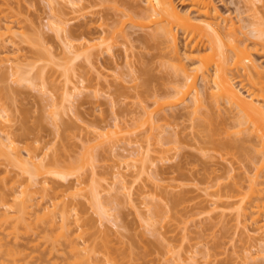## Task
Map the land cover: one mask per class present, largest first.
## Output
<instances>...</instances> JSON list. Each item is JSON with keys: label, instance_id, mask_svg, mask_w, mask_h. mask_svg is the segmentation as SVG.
I'll use <instances>...</instances> for the list:
<instances>
[{"label": "rangeland", "instance_id": "obj_1", "mask_svg": "<svg viewBox=\"0 0 264 264\" xmlns=\"http://www.w3.org/2000/svg\"><path fill=\"white\" fill-rule=\"evenodd\" d=\"M69 1L0 0V16L4 18L0 23L9 20L12 30L21 32L15 34L17 43L6 44V54L20 59L12 58L9 63L0 60V110L10 120V133L23 157L29 147L37 161L44 159L41 162L46 170L57 169L65 175L58 178L45 173L35 196L39 198L45 190L43 204L55 201L60 208H69L71 239L78 242L82 255L92 264H177L167 261L166 247H171L175 256L193 250L196 263L190 260L192 264L210 260L251 264L242 251L250 241L243 222L238 224L234 219L239 201L231 190L234 180L253 175L251 155L243 149L251 143L242 138L232 114L224 108L220 112L209 108L208 97L205 108L195 117L191 96L179 101L183 94L180 75L169 58L158 55L153 42L144 40L150 29L127 25L126 36L119 37L111 51L92 60L83 54L72 55L69 43L74 48L85 41L97 45L101 36L96 30L83 35L76 31L64 39L56 35L52 8L65 11ZM73 1L91 6L83 11L84 16L75 13L79 16L67 28L87 21L95 29L100 21L88 19L93 11L95 16L101 11L112 18L113 6L130 9L117 0ZM214 1L224 15L241 19L250 41L261 37L254 29L258 24H254L253 8L257 7L251 9L250 0ZM256 5L263 22L264 2ZM188 7L179 5L182 10ZM106 21L111 23L112 19ZM262 26L264 29V23ZM253 53L255 61L264 66V50ZM205 113L212 119L207 121ZM198 117H204V122ZM149 118L154 121L153 128ZM224 140H231L232 146H223L220 142ZM145 156L149 161L142 172ZM119 170L125 174L121 177L124 183L113 176ZM17 173L16 167L0 158V199H7L9 205L10 192L19 185L14 183ZM19 181L27 184L23 177ZM96 187L109 210L102 219L92 202ZM218 188L234 195L231 204L215 194ZM243 191L248 193L245 180ZM154 207L159 208V218L151 212ZM35 210L29 215V231L18 227L15 239L4 235L13 231L15 213L6 216L0 203L3 242L10 240V245L22 252L25 258L21 264H79L67 241L56 239L58 226L52 234L57 244L51 250L52 240L43 237L48 226L36 219ZM57 221L59 225V217ZM259 224L264 225V219ZM263 232L264 226L250 235L258 237ZM3 258L4 253H0V260Z\"/></svg>", "mask_w": 264, "mask_h": 264}, {"label": "bare ground", "instance_id": "obj_2", "mask_svg": "<svg viewBox=\"0 0 264 264\" xmlns=\"http://www.w3.org/2000/svg\"><path fill=\"white\" fill-rule=\"evenodd\" d=\"M82 1L84 0H79L78 2ZM131 1L117 0L116 2H120L121 4L123 2V7L127 6V8L130 7V9L126 11L123 10V8L121 10L117 6H113L112 8L113 10L115 9V12L113 16H111L112 18H109L108 14H102L103 12L100 14L101 11L98 12V16H95V11H93V15H90L88 19L94 22L100 21L95 29L91 27V24L89 25L87 21L67 28L68 25L71 24L70 21L76 19L81 12L82 16H84L83 11L89 8V4H78L71 0L65 7V11L53 7V25L56 35L64 39L68 38L76 31H80V34L83 35V33H91L96 30V33H99L101 36L100 44H89L87 41H85L87 43H82L85 39L81 42V45L79 44V46L75 48V45L70 43L69 45L67 44L69 48L76 49L73 51V49L70 48L72 50L71 53H73L72 55L75 57H79L83 54L85 58L87 57L92 60L94 57L101 56L104 52L107 53L111 51L114 47V42L117 41L119 37L126 36L127 25L140 28L142 31L150 29V32L144 37V40L147 41L146 43L153 42L155 49H159L158 55L160 53L163 54L162 56L159 55L160 57L165 56L169 58L172 61L171 66L175 69L176 73L180 75L183 94L179 101H185L187 97L190 98L191 96L190 103L192 104L190 105L194 106L192 112L195 117L199 115L197 113L200 112L202 108H205L204 105L207 103L206 99L208 97L211 99L208 103L209 108L218 112L223 111L222 109L224 108V111L226 110L232 114L235 123L240 127L239 133L243 134L242 138L251 143L248 147L245 146L243 149L245 153L251 155L249 156V169L253 171V175L250 176L245 174L242 178H237L231 183V190L236 192L235 199L239 201L237 205V215L234 219L238 224L243 222L242 224L247 230L246 238L250 241L249 245L244 247L242 251L248 255L249 259L252 261L251 264H264V232L258 237L250 235V232L259 231V229L264 226L259 224V222L264 219V66L258 64L256 62L257 60L255 61V58H253L254 51L258 52L259 50H264V42H260V39L264 36V29L262 28L264 21H261L262 14L256 5V2L263 3L264 0H250L254 5H251V9L253 7L258 8H253V10H255L253 11L255 13V15H253L255 16L254 21L257 20L254 24H258L254 29L257 31V35L261 36L255 37L257 41L254 40V42L250 41L247 36L248 33L246 34V30L244 31L245 27L240 24L241 19L238 21L228 14L224 15V13L219 10L214 0H140L142 3H145V6L144 4L142 5L139 0ZM177 3H179V5H188L189 7L187 10H182ZM136 5H138L140 9H137L138 6ZM89 6H91V4ZM75 13H79V15H75ZM69 15L74 16L68 17ZM259 15H261V17ZM257 17L260 19L258 20ZM3 19V16H0V21ZM109 19H112L111 23L106 21ZM13 28V24L11 21L9 23V20L5 22V24L0 23L1 62L9 63L13 58L6 54L8 49L6 48V44L7 41L8 43H17L14 39L15 34L18 35L21 33L16 28L12 30ZM16 30L18 32H16ZM254 34L256 33H253V36H255ZM205 51L210 52L208 53ZM126 57L128 58V55H126ZM14 58L16 60L20 59L18 56ZM128 63L129 61L127 60V64ZM9 67L11 68L12 65H9ZM15 73L18 74V71ZM18 77L20 78V76ZM241 86L244 88L241 89ZM72 88L75 90L76 87L74 88L73 86ZM72 90L71 92H73ZM53 105L55 106V103H53ZM160 107L161 105H158L157 109H160ZM205 114L203 115L204 117ZM204 117L198 118H201L203 122L205 118L206 120L208 119L207 121L212 119L211 115L206 114V117ZM9 121L7 115H3L0 110V158L2 157L5 161L18 169V178L14 180V183H19V185L13 187L10 192L12 205L8 204L7 199H0V203L5 208L6 216L13 211L15 213L12 221L13 225L11 227L13 231L5 234L0 232V253H4V258L0 260V264H21L23 261L22 259L25 258L24 256L22 257V252L18 248L10 245V240L3 242L4 237L1 236V234L5 236H15L14 238L16 239L18 227H23L26 231H29L31 228V223L28 222L30 220L29 215L33 213L35 207V212L38 213L36 219H40L42 222L44 221L43 224L45 223V225L48 226V230L45 231L46 233L43 237L49 242L52 240V245H54H51V250L55 248L54 246L57 244V241L54 243L56 239H65L72 252H75L79 257L81 262L77 263L92 264L90 259L82 255V248L78 246V242L71 239V214L69 208H67L66 205L60 208L55 201H52V203L50 202L51 205L47 204V202L43 204L45 200V190L39 195V198L35 196L36 193L39 192L37 186L41 183V176L50 172L49 174L55 177L58 176L59 178V176L64 177V173H61L57 169H55V171L54 169L53 171L52 169L51 171L48 169L46 170V167L42 163L44 159L41 160L42 162L37 161L36 159L38 156L33 154L29 147H26V157L24 158L20 149L15 145V139L10 133L9 129L11 125L8 124ZM149 123L151 128H153L154 121L152 118H149ZM200 124H202V122H200ZM245 137L247 139H245ZM230 141L231 140H224L223 143H220L225 147H231L232 143ZM142 159V162L145 164L142 163L144 166L141 165L143 166V169L141 167V171L146 168L147 161H149L146 156L145 159ZM120 171L121 170L115 171L116 173L114 172L115 175L113 174V176L116 179H121L120 181L123 182L124 180H122V178L125 174H122L123 172ZM19 177H23L25 181H27L25 186L19 181ZM244 180L247 182L248 193H244L243 191ZM43 183H46V180H44ZM96 189L98 190L99 188H95L94 194H91L94 195V199H92V196L91 199L93 200L92 202H94L93 207L102 219L107 216L106 213H109V210L106 206L104 207L102 200H100L101 198H99V196H101V194H99L100 190L96 192ZM215 194L218 195V197H226L227 200L223 201V203L226 204H231L230 198L234 197V195H229L228 191H225L223 188H218ZM211 202H214V204L216 203V201ZM12 207L14 209H11ZM155 207L151 212L154 216L156 215V218H159L160 215L157 217L159 208L157 207L156 209ZM40 213L42 217L39 215ZM58 217L60 218L59 225L57 221ZM77 220L78 219H75V223H77ZM57 226L60 228V233L56 236V239L53 240L52 234ZM166 248V254L168 255L167 261H175L177 264H192L190 260L195 262V260H193L195 254L191 249H186L185 252L183 251L184 254L181 252V254L175 256L176 253L171 247ZM85 252L88 251L85 250ZM206 255L207 259L210 258L209 252H207ZM214 262L212 263L210 260L206 261V264H214ZM231 264L236 263L233 262Z\"/></svg>", "mask_w": 264, "mask_h": 264}]
</instances>
